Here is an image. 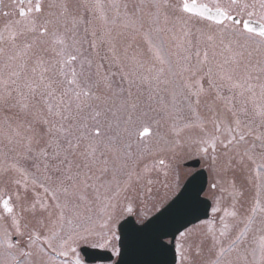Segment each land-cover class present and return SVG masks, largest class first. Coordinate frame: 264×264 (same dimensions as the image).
Returning a JSON list of instances; mask_svg holds the SVG:
<instances>
[{"label": "snow or ice", "instance_id": "6c2138e0", "mask_svg": "<svg viewBox=\"0 0 264 264\" xmlns=\"http://www.w3.org/2000/svg\"><path fill=\"white\" fill-rule=\"evenodd\" d=\"M151 6L154 11L147 13V23L150 27L145 32V38L154 60L161 67L156 69L157 74L153 78L155 84L147 77H143L142 82H148L150 87L157 90L160 85H164L163 90L170 91L172 97L171 107L162 106L160 109H154L163 114L151 120L145 119L148 116L147 112L137 114L136 103H130L128 100H122L115 108L102 107L108 105L112 99L102 92V89L107 92L112 91L111 76L107 73L102 74L101 69L104 65L97 63L95 79H93L91 71L93 59L82 54L77 47L80 41L74 34L69 36L67 30L63 33L50 31L49 25L56 21L47 20L37 26L36 21L29 18V13L33 10L36 13L43 11L41 3L37 2L34 9L29 8L27 11L20 9L19 15L24 19L17 21L16 24L22 27L6 26L10 46L14 49L19 48V52L8 55L3 67H0V105L13 106L10 104L14 99L13 93L18 97H24L22 88H27L30 94L35 95L38 86L28 80L20 82L23 70L27 67V59L35 55V62L40 65L45 63L40 53L52 51L61 58L58 63L64 75L63 88L55 108L49 100L55 93L52 82L44 84L46 91L41 93V97L47 106L48 116H55L61 122L71 120L73 123L67 127L64 123H60L56 128L66 139L67 147L62 148L59 138L56 140V150L51 154V159L59 162L51 165V174L46 176L49 183L39 185L44 194H50L53 203H46L35 192L29 199L28 183L21 179H16L15 183L23 184L24 193L18 194L16 200L23 203L14 206L11 197L3 200L0 210V226H2L0 264H87L82 251L88 247L107 249L114 255L120 256L121 250L118 244L122 234L127 237L129 233L123 218L126 215H138L143 221L142 226L133 225L130 231L133 239L142 237L155 223L142 210L147 202L153 201L152 207L162 215L170 206L166 205L170 194L172 199L178 195L176 188L179 187V153L184 150L189 156L209 162L210 169L217 177L212 187L214 189L219 187L221 192H228L237 202L244 195V182L251 184L253 180H258L261 187H264V131L257 134L252 123L245 119L249 115L248 100L242 99L241 107L237 109L234 103L235 96L227 98L229 103L226 105V115L217 113L209 106V111L212 112L210 121L214 127V132H209L206 127L209 121L192 108L193 102L184 95L183 87L176 83L179 74L173 70L166 37L163 35L165 29L159 27L162 17L167 22L168 9L173 6L167 0H151ZM58 7L62 9L61 15L69 14L67 3H62ZM121 7L124 10L123 18L120 20L121 27L137 31L144 29V0L133 5L132 11H129L128 3L114 5L116 18L111 20L106 15L100 0H95L91 10L98 11L99 18L105 26H108L117 24V18L121 17ZM180 11L199 17L209 22L210 26L214 25L215 35H207V41L211 42L213 47L219 46L222 50L221 54L224 52L229 54L222 63L216 62L213 68L208 51L203 52L202 58L200 51H197L196 67L194 69L187 65L182 67L181 72H191L195 76L203 71L205 65H208L204 74L208 78L207 89L203 83L204 76L197 79V87L194 91L191 84L184 86L189 89L190 95L195 97L194 103L199 105L200 97L206 96L209 90H216L215 100H223L225 98L220 96L219 91L226 87L230 92L239 89L241 97L245 96V91L251 93V101L256 107V93L253 86L248 84L245 89V83L254 78L251 67L252 46L259 45L256 50L264 52V0H259L258 4L249 3L248 0H229L227 4L216 3L211 7L208 4L198 5L183 0ZM49 15L55 14L49 13ZM242 17L247 19H241ZM252 17L258 18L253 20ZM226 21H231L232 24L228 25ZM28 33L32 34L30 40ZM184 34L188 36L191 32L189 30ZM92 36L94 39L91 47L95 55L100 57L101 61L109 59L106 55L100 56L95 30ZM105 36L109 38L107 42L111 61L119 65L120 56L111 38L110 28H107L104 36L100 38L101 43L104 42ZM3 40L4 37L0 35V41ZM69 41L76 54L68 51ZM37 45H48V47H37ZM182 46L178 45V47ZM34 48L35 52H33ZM3 55L4 49L0 48V56ZM17 59H22V63L18 66L14 64ZM184 59L190 58L186 56ZM74 62H79V71L72 68L69 76L68 73L63 72V69ZM226 65L243 66L247 73L244 82L234 79L235 68ZM165 66L170 73L169 78H163ZM258 71L264 72V65L259 66ZM133 74L123 73L130 87L134 81L129 77ZM255 79H259V76ZM41 81H44L43 75ZM131 95L129 89L128 96ZM178 96H182L187 102V107L195 115L194 120L182 116L183 108L177 104ZM260 100L261 103L256 107L254 114L261 121V128H264V84L260 85ZM86 110L89 113L87 116L84 115ZM109 114L111 119H107ZM32 115L36 118L40 114L34 112ZM102 116L105 119L102 120ZM89 120L92 121L91 124ZM180 120L184 122L178 126L177 121ZM162 121H168L167 129H163ZM38 122L48 126V133H51L55 127L47 117ZM21 127L25 126L18 124L16 129L12 130L15 137H21L19 140H14L7 133L5 134L8 140L4 145L5 156L9 152L16 151L18 147H24L29 153L33 151L32 144L36 134L31 124H28L27 131L33 132V135L22 137ZM194 129H198L197 135L186 137L182 135L186 130ZM82 141H87L85 150L81 153L82 162L74 165L69 160V154L72 150L78 149ZM37 155L48 157L46 149H40ZM152 157L154 159L150 160L149 158ZM44 167L46 170L50 167L47 159ZM10 171L19 173L21 169L15 164L0 169V172L5 174ZM153 174L164 177L163 195H160L158 190L153 194L152 186L161 183L158 179H153ZM238 176L240 183L237 182ZM169 177L172 183H169ZM32 183L35 185L36 181L33 180ZM137 189L145 192V195L131 196L130 193L137 192ZM138 205L141 209L139 211ZM233 207L235 208V204ZM53 208L55 216L52 214ZM217 210L213 208V211ZM25 213H30L33 217L38 213H46L47 215L41 216L39 220L45 230L29 229ZM230 215L235 219L240 214L238 211H233ZM156 219H159V216ZM241 223L244 224L242 229L235 224L230 226L224 223L219 235L211 229L203 233L177 229L181 239L173 238V250L180 257L179 264H264V207L259 206V201L249 208L248 215L241 220ZM26 233L27 239L21 246L20 240ZM154 242L161 250L167 248L162 238H157Z\"/></svg>", "mask_w": 264, "mask_h": 264}, {"label": "rangeland", "instance_id": "374dc122", "mask_svg": "<svg viewBox=\"0 0 264 264\" xmlns=\"http://www.w3.org/2000/svg\"><path fill=\"white\" fill-rule=\"evenodd\" d=\"M139 0H131L129 11H132V6L139 4ZM145 5V3H144ZM147 5H145L146 7ZM144 7V13H145V24L144 29L142 30H133L130 28H123L120 25L119 31H117V40H113V43L116 45V51L117 54L120 56L119 69L122 70L123 73H134L129 78L134 81V83L129 85L128 79H125V82L128 84L126 90H124L121 93H127V97L129 98L128 101L130 103H136L137 105V114L140 112H147L148 116L145 117L146 120H151L153 118H159L163 113L159 111H154V109H160L162 106L170 108L172 105V97L170 94V91H164V85H160L159 89H154L149 86L148 82H142L143 77H147L149 81H151L153 84H155L154 77L156 76L157 72L156 69H159L161 65L154 60L153 53L150 50V46L145 38V32L149 29V24L147 23L148 16L147 13L150 11H153L152 6H149L147 8ZM52 13L55 15L52 16V20L56 19V16L60 15V10L58 11L55 9V7H52ZM121 19L123 18V9L121 10ZM168 17L169 19L167 22L164 21L163 17L161 18V22L159 26L161 28H164L165 31L163 35L167 39H170V35H173V42L167 41V48L169 56L172 60V66L173 70L178 73L179 75L176 77V83L183 87L184 95L189 97V100H191L192 108L195 109L196 112L199 113V115L205 119H207L209 122L207 123L206 127L209 132H214V127L210 121V117L212 116V112L209 111V106H211L217 113L221 115H226V105L229 103L228 99L231 96H235V91L232 92L229 91L228 88L224 87L221 88L219 91V94L221 97H224L223 100H215V97L217 96L216 90H209L208 94L206 96L200 97V104L196 105L194 103L195 99H192L193 96L190 95L189 89L187 87H184L186 84L192 85V90L194 91L197 87L196 84L193 83L191 80V72H181L182 66L180 67L179 64L174 65V49L179 51L180 56L182 57L183 51L185 50L184 44L186 43L187 39H191L193 37H190L194 35V38L197 40V45L199 47V50L206 49L211 53V57L209 58L210 63L212 64L213 68H215L216 62H223L225 58L224 56H229L227 52H224L221 54L222 50L219 46L213 47L212 43L207 41V35H215V26H210L209 24H206L204 22L195 21L192 19H183V14L181 12H177V10L173 8L168 9ZM171 15V16H170ZM41 17L36 19L37 26L41 25L40 22ZM185 22H187V25H185ZM173 27L172 31L170 27ZM155 26H153L154 28ZM191 32V35L185 36V32L189 31ZM105 32L99 33V38L104 36ZM120 33L121 37H120ZM165 33H169V35H165ZM123 34L130 35L129 40L125 41ZM0 35L4 37L3 41H0V48L4 49V55L0 56V67H3L5 58L8 55H11L12 48L10 46V43L6 44L5 40L8 39V31L4 29H0ZM153 35L155 33L153 32ZM108 37L105 36L104 42L101 43L100 39L96 40V42L99 44L98 51L100 53V56H108L109 59L107 60H100V57L96 56L93 52L94 57L93 59V67L91 69L93 73V79H95V72H96V64L97 63H103L104 67L101 69V73H107L109 74V68L105 67L110 65V58L111 53L108 51L109 44H108ZM176 44V45H175ZM178 45H183L182 47H178ZM22 47V44L20 45ZM37 47H44L47 48L48 45H37ZM91 47V43H90ZM259 48V45H253V56L251 59V67L253 70L256 69V72L252 74V76L255 77L259 76V79H256V82L261 85L264 84V76L261 78V73L258 71L259 66L264 65V52L257 51L256 49ZM92 47H91V49ZM19 52V51H18ZM33 52H35V48L33 49ZM215 53V56L213 54ZM45 63L37 65L36 64V56L33 55L31 58L27 59V67L23 70L22 77H21V83H23L25 80H28L32 82L37 87V91L35 95H32L29 93L27 88H22L21 91L24 93V97H18L15 93H13L14 99L10 101V104L13 105L11 107L0 105V169L9 167L11 165H17L20 167L21 172H15L10 171L8 173H2L0 172V210H2L1 206V200L5 196L12 198V203L14 206H16L18 203H23V201L17 202L16 197L17 195H23L24 193V187L23 184L17 185L15 183L16 179L26 180L28 183V194L29 199H31L33 192L39 194V196L48 204H52L53 202L50 199V194L46 195L43 193V190L39 187L40 183H49V181L46 180V176L51 174V165L57 164L58 160H52L51 154L56 150V140L59 138V142L63 147H67L66 139L63 138V134L58 132L56 128L59 126L60 123L72 124L69 121L61 122L57 117L55 116H48L47 113V106L44 103V99L41 97V93L45 92L46 89L44 87V84L48 82H52V87L55 89V93L52 96L54 101H50L52 105L57 106L58 103V97L61 92V79L59 72H55L58 58L55 56V53L52 51H44L40 53ZM227 58V57H226ZM126 59L130 60L131 64L128 65L127 62H124ZM57 60V61H56ZM52 61L51 64L49 62ZM22 63V59H17L14 64L19 65ZM122 66V67H121ZM228 67L235 68V71L233 72V78L240 80V74L236 70L237 68L241 69L242 66L236 67L234 65H226ZM129 67V69H127ZM208 67V65H207ZM126 70H125V69ZM165 76L163 78H169L170 73L167 71V66H165ZM151 69V70H150ZM19 70V69H17ZM130 70V71H129ZM43 75L44 81H41V76ZM110 75V74H109ZM253 79L247 81L249 84H252L251 81ZM241 82L244 80H240ZM219 83V81H218ZM63 86V85H62ZM131 91L132 95L131 97L128 96V91ZM105 96H107L106 91H102ZM39 99V100H38ZM121 100H116V102L111 99L110 104L103 105L102 107H117ZM115 103V104H113ZM177 104L179 107L183 108L182 116H184L186 119H195V115L192 110H190L187 107V102L184 101V98L182 96L177 97ZM26 105V107H25ZM236 106V104H235ZM251 107L254 108V111L256 110V107L252 105ZM237 109L240 108V106H236ZM39 112V117L34 118L32 113ZM84 115H89L88 111L86 110ZM47 117L50 121H52V124L55 125L53 127V131L51 133L47 132V125L38 122L42 118ZM111 119V117L109 118ZM89 123L92 121H88ZM183 120L177 121L178 126L183 124ZM252 123V126L257 130V132L264 131V128H261V121L257 117L256 121H249ZM21 124L25 127L20 128L21 136L27 137L32 136L33 132L27 131L26 126L28 124H31L32 129L34 130L36 136L33 140V151L31 153L27 152L24 147H18L16 151L9 152L7 156L4 155L6 152V149L4 145L8 143V140L5 138V134L7 133L8 136L14 140H19L21 137H15L13 134V129H16L17 125ZM163 129H167L168 127V121H162ZM111 134V133H109ZM198 129H194L191 131L186 130L182 135L184 137L188 135H197ZM258 134V133H257ZM72 138V137H68ZM251 139V138H249ZM75 142V141H73ZM87 141H82L80 143V147L78 149L72 150V153L69 154L72 157L73 164L81 163L82 157L81 153L85 150V145ZM40 149H46L48 153V157L45 158L43 156H38L37 153L40 151ZM63 155V153H62ZM196 157L189 156L187 154V151L184 150L179 153V187L176 188V193L180 189V186L182 182L187 178V176L193 171L192 169H189L187 167H183L182 164L190 159H194ZM47 159V163L50 165V167L46 170L44 167L45 160ZM154 159V157L149 158ZM202 160V165L205 166L210 171V180L212 183H215L217 181L216 175L213 173V171L209 167V162ZM63 167V165H61ZM153 179H158L161 183H157L152 186L153 188V194L157 193V190L160 195H163L165 192V189L162 186V183L164 181V177L160 175L157 177L155 174H153ZM35 180L36 183L33 185L32 181ZM237 182L240 183V177H237ZM169 183H172L171 177H169ZM208 196L212 198L213 205L211 209L212 216L209 217L206 220H203L201 222H198L191 227L188 228V230H191L193 232H199L203 233L206 230H215L217 235H219V231L222 229L223 224L227 223L230 226L235 224L238 228H243L244 224L241 223V220L248 215V210L251 206L256 204L257 201H259V206L264 207V187H261L258 180H253L251 184L244 182V195L242 198H239V201L237 202L234 200L232 196L228 194V192H221L220 188L215 189H209ZM133 197L143 196L145 195V192L141 191L140 189H137V192L130 193ZM146 198V197H145ZM171 199V194L170 198ZM168 200V201H169ZM167 202V201H166ZM153 201L149 200L146 204V206L143 207V211L147 213L148 216H150L152 213L156 212L157 210L152 207ZM235 204V208L233 205ZM213 208L218 209L217 211H213ZM137 210H141L139 205ZM233 211L239 212V217L233 218L230 213ZM52 214L55 216V209H52ZM228 214V215H226ZM46 213H38L35 217H33L30 213H25V219L28 223L29 229L36 228L40 231H44L45 229L41 227L39 220L41 216H46ZM127 216V215H126ZM125 216V217H126ZM137 219L141 222V219L138 215H135ZM124 217V218H125ZM123 218V219H124ZM259 219V218H258ZM0 237H2V226H0ZM27 239V233L25 237L21 238L20 244L23 246L24 241ZM181 237L178 235L176 240H180ZM227 242V241H226ZM180 257L178 256V261L176 264H179ZM97 264H112V263H97Z\"/></svg>", "mask_w": 264, "mask_h": 264}, {"label": "flooded vegetation", "instance_id": "af4514ba", "mask_svg": "<svg viewBox=\"0 0 264 264\" xmlns=\"http://www.w3.org/2000/svg\"><path fill=\"white\" fill-rule=\"evenodd\" d=\"M37 2L41 3L43 11L40 13H36L33 10L31 13H29V18L36 21V19L38 17L39 18L41 17V19H39V20L42 24L47 20H52V16H50L49 13H52L51 6L55 5L56 6L55 9L57 11H58V9L60 10V15L58 12L56 19L54 20V21H56V23L49 25L50 31L56 30V31L63 33L67 30V34L69 36H72L74 34L76 39L80 41V43H79V45H77V47L80 48V50L84 56H88L89 58L94 57L93 51L90 50L91 49L90 43H92V41L94 39V37L92 36L93 30L96 31L95 39L99 40L100 39L99 33L105 32L107 28H110L111 29V38H113V40H117V31H119L118 25H120L121 17L117 18V24L116 25L105 26L103 21L99 18V12L98 11L93 12L91 10L92 5L95 3V0H0V29L6 30V26L22 27V25L16 24L17 21L24 19L19 15L20 9L23 8L25 11H27V9H29V8L34 9V5ZM100 2L104 5V11H105L106 15L108 16L109 20H111L113 18H116V9L114 8V5H116V4L122 5L123 3H128L129 8H130L131 0H100ZM167 2L170 3L173 6L172 8L177 10V12L178 11L181 12L180 8L182 7L183 0H167ZM188 2L189 3L195 2L198 5L208 4L211 7V6L215 5L216 3L227 4L229 2V0H188ZM248 2L249 3L256 2L258 4L259 0H248ZM62 3H67L68 7H69V14L66 16L61 15L62 9L58 7ZM144 3H145V5H147L145 8L151 6V0H144ZM85 5H87V7H85ZM122 9L123 8L121 7L120 12H122L121 11ZM153 11H154V9H153ZM4 13H8V15H4ZM182 14H183V19L184 18L185 19H192V20L204 22V23L210 25L209 22H205L202 19H200L199 17L193 16V15H190L187 13H182ZM257 18L258 17H252L253 20H256ZM168 19H169V17H168ZM241 19H247V17H242ZM226 24L231 25L232 22L226 21ZM212 26H214V25H212ZM170 28L172 31L173 27L171 26ZM121 34L122 33H120V37H121ZM27 35H28V38L30 40L32 34L28 33ZM165 35H169V33H165ZM123 36H124L125 41H130L129 40L130 35L123 34ZM190 37H193V38H191L190 40L187 39L186 43L184 44L185 50L183 51L182 57L180 56L179 51L176 50V52H175V49H174V56H173L174 65L177 66V64H179V66L181 65L182 67L187 65L188 67L194 69L198 63V57L196 56L197 51H200V53H201L200 58H202L203 52L206 49L199 50V47L197 45V40L194 38V35H192ZM167 41L173 42V35H170V39H167ZM189 41H190V44H189ZM5 42H6V44L10 43L8 41V39H6ZM18 43H19V41H18ZM69 44H70V47L68 48V51L72 52L73 54H76L73 47H71V41H69ZM18 51H19V48L11 50V55L18 53ZM208 53H209V58H210L211 53L209 51H208ZM55 56L58 58V61H60L61 58L58 57L56 54H55ZM186 56L189 57L190 59L185 60L184 57H186ZM226 57H228V56H226ZM226 57L224 56L223 58L226 59ZM124 62H127L128 65L131 64L130 60H128V59H126ZM51 63H52V61L49 62V64H51ZM105 67L109 68V72H110L109 74L111 76V80H112V84H113L112 91L111 92L106 91L107 96H111L115 102H116V100H121V101L122 100H128L129 98L127 97V93H125V92L121 93V91H120L121 89H123V90L128 89L127 88L128 84L125 82V78L122 74V70L119 69V66H117L116 63L112 62L111 60H110V65L105 66ZM72 68H75L77 71H79V62H74V63H71V64L65 66L63 69V72L68 73L70 76V72H71ZM127 69H129V67ZM236 70L241 75L240 80H244V77L246 76L247 73L245 72V69L243 68V66L241 67L240 71L238 68ZM206 71H207V65L204 66V69L202 72L197 73L195 76H193L191 73L190 78L193 81V83L196 84L197 79H199V77H201V76H204L203 83H204V87L207 89L208 88V78L206 75H204ZM55 72H59V74H60L61 90H62L64 75L62 74L60 63H57ZM255 72H256V69L255 70L252 69V74H254ZM112 73H115V75H111ZM262 76H264V72L261 73V78H262ZM242 83H243V81H242ZM251 83H252L251 85L253 86V90L256 93V106H259L261 103L260 85L256 82V79H254V78L251 81ZM248 84H249L248 82L245 83V89L247 88ZM102 91H103V89H102ZM239 91H240L239 89H237L235 91L236 93H235L234 103L236 104V106L241 107V100L247 99L248 100L247 108H248L249 115L245 119L248 122L249 121H253V122L256 121L257 116H255V114H254L255 113L254 108L251 107L253 105V103L251 101V93L245 91V96L241 97L239 95ZM192 99H195V97L193 96ZM49 100L54 101L52 96L49 98ZM57 103H58V101H57ZM110 103L111 102L109 101L108 104H110ZM113 104H115V103H113ZM110 117L111 116L109 114L107 119H109ZM101 119L103 120V119H105V117L102 116ZM69 122L73 123V121H71V120H69ZM89 124H91V122ZM67 126H68V124L66 122L65 127H67ZM257 133H259V132H257ZM72 158H74V157H72L70 155L69 160L72 161ZM193 171H195V170H193ZM211 185L212 184H209V186L207 187V190H206L207 195L209 194L208 193L209 189H214V188H212ZM210 199H211V197H210Z\"/></svg>", "mask_w": 264, "mask_h": 264}, {"label": "water", "instance_id": "95a60500", "mask_svg": "<svg viewBox=\"0 0 264 264\" xmlns=\"http://www.w3.org/2000/svg\"><path fill=\"white\" fill-rule=\"evenodd\" d=\"M200 160H192L183 166H199ZM208 183L207 170L199 169L184 183L178 195L167 205L168 210L162 215L158 212L151 218L155 221L152 229L142 237L133 239L131 227L142 226L138 224L133 216L123 220L129 228L127 237L122 234L119 242L121 255L115 264H175L176 253L173 250V238L177 236V229L183 231L193 223L209 217L211 201L204 196ZM2 198L1 205L4 199ZM159 216V219L156 217ZM162 238L167 248L161 250L156 246L155 240ZM170 238V242L167 239ZM87 262L110 261L113 255L109 251L100 249L84 248L82 251Z\"/></svg>", "mask_w": 264, "mask_h": 264}]
</instances>
